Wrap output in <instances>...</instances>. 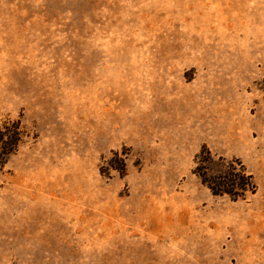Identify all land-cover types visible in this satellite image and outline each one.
I'll return each mask as SVG.
<instances>
[{
    "label": "rangeland",
    "instance_id": "rangeland-1",
    "mask_svg": "<svg viewBox=\"0 0 264 264\" xmlns=\"http://www.w3.org/2000/svg\"><path fill=\"white\" fill-rule=\"evenodd\" d=\"M263 79L264 0H0V264H264Z\"/></svg>",
    "mask_w": 264,
    "mask_h": 264
},
{
    "label": "trees",
    "instance_id": "trees-1",
    "mask_svg": "<svg viewBox=\"0 0 264 264\" xmlns=\"http://www.w3.org/2000/svg\"><path fill=\"white\" fill-rule=\"evenodd\" d=\"M261 90L264 100V79L261 82ZM2 125L0 126V158L11 154L22 137L19 121ZM195 160L196 166L192 173L213 195H227L232 200H238L243 199L246 194L256 192L257 186L253 175L239 159L215 158L207 148H204Z\"/></svg>",
    "mask_w": 264,
    "mask_h": 264
}]
</instances>
